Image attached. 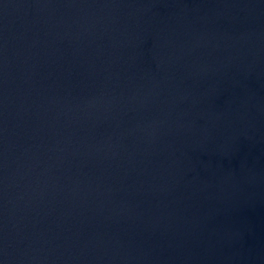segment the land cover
Instances as JSON below:
<instances>
[{
  "label": "water",
  "instance_id": "obj_1",
  "mask_svg": "<svg viewBox=\"0 0 264 264\" xmlns=\"http://www.w3.org/2000/svg\"><path fill=\"white\" fill-rule=\"evenodd\" d=\"M0 264H264V0H0Z\"/></svg>",
  "mask_w": 264,
  "mask_h": 264
}]
</instances>
